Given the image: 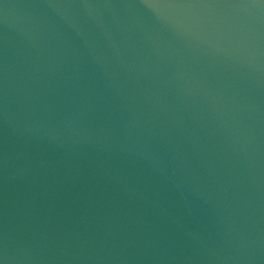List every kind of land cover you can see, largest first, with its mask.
<instances>
[{
  "label": "water",
  "instance_id": "1",
  "mask_svg": "<svg viewBox=\"0 0 264 264\" xmlns=\"http://www.w3.org/2000/svg\"><path fill=\"white\" fill-rule=\"evenodd\" d=\"M0 264H264V0H0Z\"/></svg>",
  "mask_w": 264,
  "mask_h": 264
}]
</instances>
